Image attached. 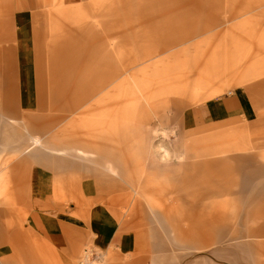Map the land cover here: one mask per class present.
<instances>
[{
    "label": "rangeland",
    "instance_id": "1",
    "mask_svg": "<svg viewBox=\"0 0 264 264\" xmlns=\"http://www.w3.org/2000/svg\"><path fill=\"white\" fill-rule=\"evenodd\" d=\"M39 2L46 52L34 78L44 89L26 92L33 104L24 107L22 91L0 84V126L17 120L24 136L0 145V254L9 249L19 264H264V195L232 201L241 158L264 170V0ZM225 98L239 109L220 119L212 108ZM29 135L70 165L15 151ZM102 148L122 157L115 173L108 152H76ZM94 184L125 231L147 232L143 257L88 245L70 262L49 248L39 217L78 206L81 218L96 202ZM221 228L251 236L218 243Z\"/></svg>",
    "mask_w": 264,
    "mask_h": 264
},
{
    "label": "crops",
    "instance_id": "2",
    "mask_svg": "<svg viewBox=\"0 0 264 264\" xmlns=\"http://www.w3.org/2000/svg\"><path fill=\"white\" fill-rule=\"evenodd\" d=\"M43 5L39 0H0V84H14V89L22 91L21 106L29 107L31 103L29 100V93L25 97L26 92L44 89V87L35 86L38 84L37 79L34 78L39 72L38 68L45 66V52H46V19L47 13L43 10ZM248 15L244 13L242 16ZM55 48V47H54ZM242 69V65H240ZM226 69V75L233 73ZM227 77V76H226ZM3 78V79H2ZM0 89H6L0 86ZM238 104L231 98H225L213 105V115L217 118H224L228 115L235 114L238 111ZM220 114H223L221 116ZM17 120L8 119V125L1 124L0 126V145L9 146L16 144L19 139L24 136L17 132ZM16 124V125H13ZM98 130V124L94 125L92 131ZM84 129H87L86 127ZM96 131V130H95ZM111 132L120 137V126L113 127ZM92 134V133H91ZM92 136V135H91ZM29 144L25 147H15V151L20 154H26L33 151L32 156L38 160L39 164L46 166H67L70 165L62 159L54 158L43 151V147L54 152L55 149L47 147L42 143L40 137L29 135ZM3 144V145H2ZM45 145V146H44ZM105 146V145H104ZM103 146V147H104ZM42 147V149H41ZM64 151V150H59ZM76 152L84 157H94L100 154L104 156L105 167L110 172L115 173L117 167L120 168L118 162L122 157L117 156L112 159L109 155L110 151L100 149H76ZM81 157V156H80ZM83 158V157H81ZM242 165L240 171L242 173V180L240 182V189L233 195V202L253 203L258 201L264 195V182L256 183V179L264 174L262 167L254 166L250 158H241ZM185 166L172 167L171 171H175ZM145 169V168H143ZM185 170V169H183ZM170 171V170H165ZM157 170L149 165L145 174L148 176L155 174ZM103 183V182H102ZM99 184V183H98ZM94 184L92 189V198L96 200L93 206L81 214V218L77 216L79 212H83L81 207H74L70 212L57 215H44L38 219L39 227L43 234L48 239L49 248L54 251L63 261L73 262L77 260L83 249L88 245L104 251L113 250L121 255L131 256L134 258H141L143 254L147 253L150 248V237L147 232L138 230L135 232H127L116 221L115 217L111 215L109 208L104 205L103 192L99 191V185ZM102 202V203H101ZM113 220L114 224L110 227L107 224L108 219ZM264 233V230H260ZM262 234L254 235L261 237ZM251 235L228 236L224 229L218 230V243L236 241L238 239L250 237ZM242 250L251 247L249 244H242L239 246ZM9 249H6L4 254H0V264H19L14 258H11ZM221 252V251H219ZM245 263L248 260L244 259ZM243 263V264H245ZM66 264V263H64ZM190 264H213L204 257L193 260Z\"/></svg>",
    "mask_w": 264,
    "mask_h": 264
}]
</instances>
